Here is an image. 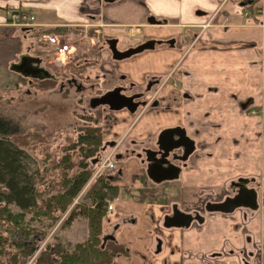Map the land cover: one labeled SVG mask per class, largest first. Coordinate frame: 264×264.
<instances>
[{
	"label": "crops",
	"instance_id": "obj_1",
	"mask_svg": "<svg viewBox=\"0 0 264 264\" xmlns=\"http://www.w3.org/2000/svg\"><path fill=\"white\" fill-rule=\"evenodd\" d=\"M240 1L0 0V86L22 85L23 75L11 65L35 38L41 51V34L73 40L89 31L99 39L101 33L132 26L142 41L176 40L175 47L148 50L120 67L141 86L180 62V86L158 95L157 107L142 114L114 112L123 118L111 133L123 134L129 127L132 145L144 147L118 165L119 196L103 222L106 240L126 251L118 256L120 264H264V3L255 0L242 10ZM8 7L32 15L33 26L15 25ZM217 11V24L203 31L192 48L183 45ZM246 11L253 15L247 17ZM97 39H91L93 45ZM253 109L259 112L252 115ZM176 128L186 131L195 150L178 179L155 183L147 174V151L161 148L163 131ZM242 181L257 190V211L204 212L203 222L165 227L173 205L193 214L212 197L220 201L232 195Z\"/></svg>",
	"mask_w": 264,
	"mask_h": 264
},
{
	"label": "rangeland",
	"instance_id": "obj_2",
	"mask_svg": "<svg viewBox=\"0 0 264 264\" xmlns=\"http://www.w3.org/2000/svg\"><path fill=\"white\" fill-rule=\"evenodd\" d=\"M255 0H242L238 2L240 8L246 10L247 5H252ZM262 3L264 1L261 0ZM264 12V10H263ZM245 13V12H244ZM219 11H217L214 15H212L208 21H206L203 25L200 26V33H198L195 38H199L203 31L208 29L209 27L217 24V17ZM247 17H250L253 14H247ZM227 20V19H226ZM120 28L121 31H116L119 33H113L110 35H105L101 33L100 38L97 39V35L94 36L93 33L87 31V33L78 38L77 45L79 46V50H77L75 57L69 61L67 64L57 65L54 63L55 58L52 54H42V51L37 49L35 38L34 42H27L24 45V53L30 55H37L40 58H45L46 67L53 75L58 77L57 81L46 79L44 82L41 80H34L33 82L29 81L28 77L21 76L22 85L18 86L14 84L13 86H0V118H4L12 121L16 125H18L19 131L11 135L19 146L22 147L29 155V171H35L36 169L42 171L51 165V159L48 157V153H53L57 159L63 156L62 147L66 144L70 139L77 140L79 137V133L82 132L81 129L86 128L90 125L87 122L88 117L98 116L102 119V127H103V144L100 148V152L98 153L96 159L99 163L95 166L96 168L94 175L91 181L94 180L98 175H107V177H112L113 179L119 178L120 172L118 171V165L120 166V162L125 160L128 157L134 158L132 156L138 155V151L144 149L139 145H132V137H128L129 127L126 133L116 134L114 136L111 133V129L116 126V122L122 120L123 116H116L114 112H109L105 109L94 110L90 107L89 101L91 96H95L98 94L99 89L97 82H95V77L98 72L94 69V67H90L87 69L84 74L85 76H90V83L96 84L95 88L92 89V86L87 85V87H91L86 92V95L81 93H77V89L75 87L69 86L70 84L66 83V87H62L61 82L65 78H69L71 76V66L75 63L82 62L85 59H90L92 62L99 60V65L103 64L106 67L113 63V56L109 49V45L106 42L109 38H118L119 49H124L129 46H135L140 43L139 33L134 30V28L127 27H117ZM95 29V28H90ZM125 30V33H122V30ZM115 30V29H114ZM98 32V30H97ZM100 35V34H98ZM40 36V35H39ZM41 37V36H40ZM72 36H66L65 39L69 40ZM97 39L95 46L92 47L91 39ZM136 39L137 42L131 43V41L127 39ZM195 38L192 41H185L183 45L188 44L191 47ZM94 42V43H95ZM177 44V43H176ZM175 47L174 45H156L154 49L159 50L164 47ZM171 47V48H172ZM33 48V49H30ZM192 48V47H191ZM190 48V49H191ZM42 49V48H41ZM152 49V50H154ZM148 51V50H146ZM146 51L140 53L141 55ZM151 51V50H150ZM183 51V50H182ZM139 54V55H140ZM42 55V56H41ZM184 55V54H183ZM138 56V55H136ZM135 56L129 58L132 59ZM66 60V58L64 57ZM127 59V60H129ZM126 60V61H127ZM18 62V61H17ZM125 62V61H123ZM121 62V64H123ZM179 62V61H178ZM96 63V62H94ZM43 64V62H42ZM179 63H175L172 66H169L164 75L160 76V83L157 87H155V91L149 94L150 101L153 99H159L158 95H161L166 92V89L170 90L176 89L180 86V82L177 79V73L180 72ZM43 66V65H42ZM44 67V66H43ZM121 70V69H120ZM63 77H61V76ZM84 76V80L86 78ZM159 76V75H156ZM150 78V77H149ZM61 84V85H60ZM101 89V88H100ZM103 91V90H100ZM160 93V94H159ZM90 95V96H88ZM162 100L161 97L159 99ZM148 108L141 109V113L145 112ZM152 109V106H151ZM260 114V113H259ZM253 115V114H252ZM264 115V113L262 114ZM110 128V129H109ZM131 128V127H130ZM120 137H119V136ZM119 137V138H116ZM113 141H116L113 143ZM79 157V156H78ZM75 159H80V158ZM96 161V162H97ZM101 163L112 164L115 167L113 169H104L102 172H98V168ZM118 187V181L116 184ZM264 190V182L262 184ZM264 192V191H263ZM83 192L75 199L74 204H91L90 199H86L83 197ZM119 196V195H118ZM209 199H211L209 195H207ZM118 198V197H117ZM216 197H212L213 200ZM210 200V201H211ZM114 200H108L107 205ZM262 204L264 208V198L262 196ZM13 212H20V209L14 205L10 206ZM109 213V209L107 210ZM67 214L63 215L59 221L55 225H51V221L45 218L42 219H32L31 214L27 215L26 221L31 227H35L40 231L48 232V238L41 244V247L48 241L51 236H57L65 245L74 246V244L78 242H82L87 239L89 234V226L88 220L85 217L79 216L76 217L73 222L67 227H62V222L65 219ZM107 216V215H106ZM4 227H0V234L3 233L6 237L10 239L11 242L14 240L16 242H22L24 240L23 236L18 234L17 237H14L10 231L4 230ZM105 244H108L111 241L106 240L104 232L102 234ZM53 239H51L52 241ZM15 243H13L14 245ZM118 247V246H116ZM123 248V247H122ZM9 251H14V247L10 246ZM15 253V252H12ZM6 256L2 259V264H12L11 257ZM119 256V255H118ZM118 256L114 259L116 264L118 263ZM21 258V257H20ZM34 259V258H33ZM30 261L28 264H31ZM18 264H22L21 260Z\"/></svg>",
	"mask_w": 264,
	"mask_h": 264
},
{
	"label": "trees",
	"instance_id": "obj_3",
	"mask_svg": "<svg viewBox=\"0 0 264 264\" xmlns=\"http://www.w3.org/2000/svg\"><path fill=\"white\" fill-rule=\"evenodd\" d=\"M86 120L90 125L81 129L76 141L70 139L63 145L61 158L48 153L51 165L42 171L31 172L30 155L10 137L19 131L18 125L0 118V227L14 237L20 234L24 238L22 242H11L0 234V264L4 257L12 254V264H18L20 260L22 264L30 261L31 264H116L114 259L126 253L114 241L105 244L102 236L107 201L118 197L119 187L115 184L119 179L100 174L90 183L104 141L101 117ZM81 192L91 204L73 205ZM12 205L20 212H13ZM29 214L34 220L48 219L51 225L67 214L62 227L70 225L76 217H85L88 237L71 246L65 245L57 236H51L41 247L49 234L31 227L26 221ZM10 246L14 251H9Z\"/></svg>",
	"mask_w": 264,
	"mask_h": 264
},
{
	"label": "water",
	"instance_id": "obj_4",
	"mask_svg": "<svg viewBox=\"0 0 264 264\" xmlns=\"http://www.w3.org/2000/svg\"><path fill=\"white\" fill-rule=\"evenodd\" d=\"M118 43L117 39L110 41L111 50L113 52V58L116 60H124L131 58L137 54L144 52L145 50H152L156 46L155 40H150L137 47H132L125 51H119L116 47ZM162 42L159 41L158 44ZM174 44V41H171ZM42 59L38 57H31L24 55L21 57L20 62L11 65V69L20 73L24 77L45 79L52 77V74L41 67ZM117 98H116V97ZM121 96V97H120ZM117 96L116 92H109L102 97V104H108L111 110H122L124 108H130L127 101L132 102L133 97H127L124 95ZM116 98V99H115ZM138 105L130 109L131 113H135ZM180 130V133L178 131ZM178 136V137H177ZM161 149L165 157V161L160 164H155L153 161L148 165L147 174L149 178L155 183H161L166 180L178 179L182 171V167L172 164L167 158L170 154L177 150L183 149V155L180 157V161L186 162L190 155L195 150L194 141L187 136L186 131L182 128L166 129L160 136ZM151 162V160H149ZM240 207H248L252 210L259 209L258 192L254 189H246L235 197L227 198L225 201L215 203L212 206H208L210 211H217L222 213H232ZM202 222L204 219L200 215L194 216L183 212L177 205L173 207V215H169L165 218L166 227H189L194 220Z\"/></svg>",
	"mask_w": 264,
	"mask_h": 264
},
{
	"label": "flooded vegetation",
	"instance_id": "obj_5",
	"mask_svg": "<svg viewBox=\"0 0 264 264\" xmlns=\"http://www.w3.org/2000/svg\"><path fill=\"white\" fill-rule=\"evenodd\" d=\"M113 39H118V38H109L105 42V43H107L109 45V49H110V51L112 53V56H113V52H112V50L110 48L111 47L110 41L113 40ZM154 40L156 41V45H158L160 40H158V39H154ZM171 41H174V44L176 45V40H174V39H172L170 41H167V43L163 42V43H161L159 45H163V44L174 45V44L171 43ZM146 42H148V41H142L139 44H136L135 46H129V47L124 48V49H119L118 48L119 39H118V43H117L116 47H117V49L119 51H125V50H128V49L132 48V47H137L139 45H142V44H144ZM194 45H195V43L191 47H193ZM27 55H29L31 57H38L37 55H30V54H27ZM127 59H129V58H127ZM127 59L116 60V59L113 58V63L109 64L108 65L109 67H106V69H105V65H103V64L99 65L100 64L99 60L94 61L96 63L92 62L93 60L91 61L90 59H85L82 62L78 61L77 63H75L74 65L71 66V71H72L71 76L69 78L63 79V81L61 82L62 85L61 84L60 85L62 87H66V83L65 82H67L68 84H70L69 86L75 87L77 89V93H81L83 95H86V92L88 91V89H91V87H87V85L90 84V86H92V89L95 88V86H96V84L90 83V76L89 75L85 76V74H84V72L92 66L98 72V74H96V77H95L94 80H95V82H97L98 87L101 88V89L97 88V89H99L98 94H96L94 97L93 96L90 97L91 99L89 101V104H90V107L92 109L98 110V109L102 108V109L108 110L109 112H116L115 110H111V108H110V106L108 104H102L101 103L102 97H104V95L109 93V92H116L117 96H120V94H121V95H124V96H127V97H133L134 100L132 102L127 101V104L130 105V108L122 109V110H127L130 113H131L130 109L134 108L135 104L138 105L136 111H140L141 109H144V108L145 109L146 108L149 109V108H151V106H152V108L153 107H157L159 105V103H160L159 99L155 98L152 101H150L149 94L153 93L155 91L154 90L155 87H157L159 85L160 76L154 75V76L148 78L144 82V84L141 85V86L138 85L137 83L133 82V81H130L126 74L120 72L121 62L126 61ZM20 60H21V58L18 60V62H20ZM40 65H42V63ZM84 76L86 78V81L84 80ZM52 79L57 81L58 77H56V75H54L52 77ZM34 80H39V79L31 78V77L29 78L30 82H33ZM100 90H103V91H100ZM88 96H90V95H88ZM117 111H121V110H117ZM258 112H259V110L255 109L254 113H258ZM178 133H180V130L178 131ZM115 142L116 141H113V143H115ZM182 155H183V149H177V150L173 151L167 159L172 164L182 166L184 164V162L180 161V157H182ZM163 156H164V154H163V151H162V149L160 147H158L157 150L147 151L146 158L151 160V162L148 160V165H150V163H152V161L155 164H160V163L164 162L165 161V159H164L165 157H163ZM147 169H148V166H147ZM238 184L240 185V187L232 195L225 196L220 201L214 200V201L207 202L206 204H204L203 207H201V209L195 210V213H193V215L194 216H196V215L202 216V213H204V212L207 213V214L208 213L209 214L222 213V212H217V211H210L208 209V206H212L215 203L223 202L227 198L235 197L238 194H240L242 191H244L246 189H250L248 187L249 186V181H242L241 183H238ZM254 190H256V189H254ZM262 196L264 198V192L262 193ZM258 197H259V194H258ZM174 206L175 205H173V207ZM173 207H172V212H171L170 215H173ZM262 207H263V204H262ZM178 208L180 209L179 206H178ZM240 208H242V207H240ZM240 208H238V209H240ZM245 208H248V207H245ZM259 208H260V204H259ZM238 209H236V210H238ZM248 209H250V208H248ZM250 210H252V209H250ZM252 211H255V210H252ZM167 216H169V215H167ZM202 217L204 219V216H202ZM196 221H198V220H196ZM198 222H200V221H198Z\"/></svg>",
	"mask_w": 264,
	"mask_h": 264
},
{
	"label": "built area",
	"instance_id": "obj_6",
	"mask_svg": "<svg viewBox=\"0 0 264 264\" xmlns=\"http://www.w3.org/2000/svg\"><path fill=\"white\" fill-rule=\"evenodd\" d=\"M8 11L10 12L11 19L13 20V23L15 25L22 27L33 26L32 22L35 18L32 15H28L24 12H21L15 7H8ZM39 41L43 44L45 52L52 54L53 57H56L54 62L58 65L66 64V61H70V59L74 56L77 50H79V46L77 45L79 41L78 38H75L73 40H66L57 34H43L39 38ZM62 54L66 56V61L63 60L61 56ZM114 168V165L110 163H101L100 167L98 168V172H102L104 169ZM113 208V204H109V211H112Z\"/></svg>",
	"mask_w": 264,
	"mask_h": 264
},
{
	"label": "bare ground",
	"instance_id": "obj_7",
	"mask_svg": "<svg viewBox=\"0 0 264 264\" xmlns=\"http://www.w3.org/2000/svg\"><path fill=\"white\" fill-rule=\"evenodd\" d=\"M61 56H62L63 60H65V59H64V57H66V56H65V55H63V54H62ZM65 61H66V60H65Z\"/></svg>",
	"mask_w": 264,
	"mask_h": 264
}]
</instances>
